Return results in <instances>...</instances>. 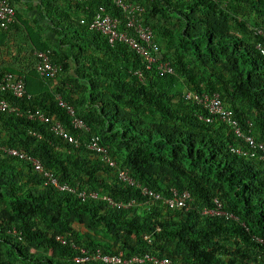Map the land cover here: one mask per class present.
I'll use <instances>...</instances> for the list:
<instances>
[{
	"label": "trees",
	"instance_id": "trees-1",
	"mask_svg": "<svg viewBox=\"0 0 264 264\" xmlns=\"http://www.w3.org/2000/svg\"><path fill=\"white\" fill-rule=\"evenodd\" d=\"M37 1L42 36L29 23L0 26V83L12 73L25 88L17 98L0 87V101L18 107L0 110V146L36 158L75 192L44 185L30 161L0 149V264H110L76 263L81 248L178 264H264V160L234 152L246 148L243 139L217 115L206 121L203 105L186 96L217 93L264 144V55L256 48L264 46V0H123L142 6L139 19L172 73L147 69L130 46L90 28L103 8L125 29L113 0ZM37 50L61 65L55 78L36 71ZM58 95L88 130L71 126ZM29 110L60 120L78 144ZM94 135L113 165L87 147ZM183 191L190 205L164 202Z\"/></svg>",
	"mask_w": 264,
	"mask_h": 264
},
{
	"label": "built area",
	"instance_id": "built-area-1",
	"mask_svg": "<svg viewBox=\"0 0 264 264\" xmlns=\"http://www.w3.org/2000/svg\"><path fill=\"white\" fill-rule=\"evenodd\" d=\"M115 5L122 10L123 17L125 18V29H119V20L110 14L106 13L103 8H100V12L90 22V28L99 31L107 37L108 43L113 45L115 42H123L134 49L145 61L147 69L155 67L160 73H172L174 72L173 66L169 60L163 58L162 51L158 43L154 40V34L150 26L145 25L139 19L140 14L143 11L141 5L131 2H125L123 0H113ZM15 20V8L10 0H0V26L3 28L8 27ZM83 22V20H81ZM257 33L264 37V31L258 29ZM256 48L264 55V46L257 44ZM37 62L35 65L36 71L45 78H55L62 70L61 65L55 63L50 58L46 51L37 50L35 51ZM1 89H8L17 98H23L25 96V88L23 79L12 73H5L0 83ZM188 98L194 99L197 103L203 105L204 109L208 112L206 121H210L211 115H217L221 120L226 122L231 127L233 132L243 139L246 148H234L233 151L241 153L249 157L257 156L259 159L264 160V144L256 142L254 136L250 131H244L238 125L237 119L233 117L231 111L226 109L222 104L220 97L217 93L212 95L208 94H196L194 92H187ZM58 103L66 109L67 114L70 116V123L73 128L78 130L86 129L88 127L80 119L75 109L65 103L61 97L57 96ZM0 110L18 111V107L10 105L6 101H0ZM27 117L30 119L38 120L43 123H48L50 129L63 140L68 143L77 145L78 138L72 134L66 125L60 120L46 115L44 112L39 110L27 111ZM87 147L94 151L99 157L104 159L109 164L113 165V161L108 157L106 149L100 145L98 136H91L87 142ZM0 149L7 151L12 155H16L21 159H27L31 162L34 170L40 172L44 177V185H52L60 191L75 192V189L71 188L66 183H59L57 179L51 174V172L44 170L41 163L34 157L27 156L22 151H18L14 148L1 147ZM119 177L127 182L128 184H134V179L129 177L125 171H120ZM142 194L150 198H159V195L147 187H141ZM79 196H89L91 198H97L99 194L97 192H85L78 193ZM175 198L165 199L164 202L170 207L181 206L186 207L190 205V194L187 191L182 193H174ZM104 199L108 200L111 205L123 206L121 203L114 202L110 197L103 196ZM213 212V211H211ZM218 213H223L218 211ZM12 232H15L14 230ZM56 239L62 243H65V239L61 236H56ZM74 246V245H73ZM77 248L76 246H74ZM73 260L76 263H83L87 261H101L103 263L119 264V263H145L150 262L152 264H178L167 257H156L149 254L134 255L130 258L123 257L122 253L119 254H104L97 250L95 252H87L84 249H80V254L75 255Z\"/></svg>",
	"mask_w": 264,
	"mask_h": 264
},
{
	"label": "crops",
	"instance_id": "crops-1",
	"mask_svg": "<svg viewBox=\"0 0 264 264\" xmlns=\"http://www.w3.org/2000/svg\"><path fill=\"white\" fill-rule=\"evenodd\" d=\"M14 6L19 18H15L18 27L25 28V25L29 23L34 30H38L42 36V24L45 25V21L42 19L40 10L38 8L37 0H10ZM47 33V30L46 32Z\"/></svg>",
	"mask_w": 264,
	"mask_h": 264
}]
</instances>
